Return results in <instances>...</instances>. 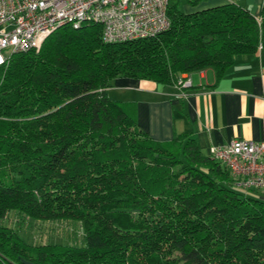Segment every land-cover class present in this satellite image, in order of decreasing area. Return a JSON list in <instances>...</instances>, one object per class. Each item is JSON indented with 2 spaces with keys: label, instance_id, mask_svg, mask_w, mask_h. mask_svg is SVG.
I'll list each match as a JSON object with an SVG mask.
<instances>
[{
  "label": "trees",
  "instance_id": "1",
  "mask_svg": "<svg viewBox=\"0 0 264 264\" xmlns=\"http://www.w3.org/2000/svg\"><path fill=\"white\" fill-rule=\"evenodd\" d=\"M122 42L102 27L55 29L0 70V264H264V198L185 132L156 141L134 101L108 94L119 78L176 84L264 47L260 20L236 3L185 13ZM199 0H189L195 5ZM76 221L81 244L29 243L8 223Z\"/></svg>",
  "mask_w": 264,
  "mask_h": 264
},
{
  "label": "crops",
  "instance_id": "2",
  "mask_svg": "<svg viewBox=\"0 0 264 264\" xmlns=\"http://www.w3.org/2000/svg\"><path fill=\"white\" fill-rule=\"evenodd\" d=\"M225 3L239 4L254 17L264 11V0H199L195 5L182 0L180 8L190 13ZM188 76V88L119 78L108 94L134 101L137 125L156 141L185 132L204 155L212 145L233 138L264 141V47L253 55L238 56L219 79L209 68Z\"/></svg>",
  "mask_w": 264,
  "mask_h": 264
},
{
  "label": "built area",
  "instance_id": "3",
  "mask_svg": "<svg viewBox=\"0 0 264 264\" xmlns=\"http://www.w3.org/2000/svg\"><path fill=\"white\" fill-rule=\"evenodd\" d=\"M168 1L0 0V70L12 53L38 49L62 26L99 24L102 40L108 43L156 35L170 25ZM176 85L188 88V74H183ZM209 155L230 171L239 191L264 192V141L233 138L226 144L212 145Z\"/></svg>",
  "mask_w": 264,
  "mask_h": 264
},
{
  "label": "rangeland",
  "instance_id": "4",
  "mask_svg": "<svg viewBox=\"0 0 264 264\" xmlns=\"http://www.w3.org/2000/svg\"><path fill=\"white\" fill-rule=\"evenodd\" d=\"M8 223L19 229L23 239L29 243L63 242L81 244L82 228L76 221L35 222L24 220L19 222L15 212H10Z\"/></svg>",
  "mask_w": 264,
  "mask_h": 264
},
{
  "label": "water",
  "instance_id": "5",
  "mask_svg": "<svg viewBox=\"0 0 264 264\" xmlns=\"http://www.w3.org/2000/svg\"><path fill=\"white\" fill-rule=\"evenodd\" d=\"M24 264H32V263H30V262H27V261H24Z\"/></svg>",
  "mask_w": 264,
  "mask_h": 264
}]
</instances>
